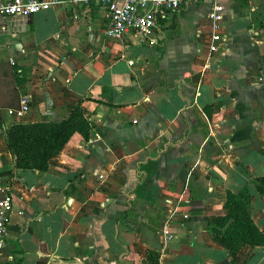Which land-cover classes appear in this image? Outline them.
Listing matches in <instances>:
<instances>
[{
	"label": "crops",
	"instance_id": "crops-1",
	"mask_svg": "<svg viewBox=\"0 0 264 264\" xmlns=\"http://www.w3.org/2000/svg\"><path fill=\"white\" fill-rule=\"evenodd\" d=\"M103 27L92 1L0 18V62L23 67L28 103L0 106L2 127L60 119L77 101L92 122L43 170L14 166L0 131L12 194L0 264H148V250L157 264H264V244L230 254L211 231L226 191L245 186L264 232V0H184L154 44Z\"/></svg>",
	"mask_w": 264,
	"mask_h": 264
},
{
	"label": "trees",
	"instance_id": "trees-1",
	"mask_svg": "<svg viewBox=\"0 0 264 264\" xmlns=\"http://www.w3.org/2000/svg\"><path fill=\"white\" fill-rule=\"evenodd\" d=\"M23 67L10 62H0V80L11 82V95L0 100V106L16 108L19 96L16 85L25 81ZM0 95L4 94L1 90ZM1 122V119H0ZM92 122L82 113L80 103L75 102L68 113L56 120L11 121L2 127L5 145L13 158V165L22 169L46 167L47 160L54 155L73 132L86 138ZM255 189L264 195V173L256 176ZM248 193L243 186L236 192L226 191L222 203L223 214L216 216L211 226L212 237L233 254L242 244H264V232L252 221L247 208ZM157 253L147 251L148 264H157Z\"/></svg>",
	"mask_w": 264,
	"mask_h": 264
},
{
	"label": "built area",
	"instance_id": "built-area-1",
	"mask_svg": "<svg viewBox=\"0 0 264 264\" xmlns=\"http://www.w3.org/2000/svg\"><path fill=\"white\" fill-rule=\"evenodd\" d=\"M58 0H0V18L6 15L28 16L44 9L50 3ZM98 3L102 8L104 21L103 33L110 38H119L125 32H135L141 40L147 44H154L156 36L154 30L158 27L159 19L169 12L177 10L184 0H80ZM206 18L210 24V40L221 41L224 37L219 32L221 13L215 1H212L210 9L206 12ZM213 49V45H209ZM8 112L22 113L28 109L26 97L19 96L16 108H6ZM0 131L2 125L0 124ZM12 209V194L10 186L5 178L0 177V261L9 258L4 254V235L7 220Z\"/></svg>",
	"mask_w": 264,
	"mask_h": 264
},
{
	"label": "rangeland",
	"instance_id": "rangeland-1",
	"mask_svg": "<svg viewBox=\"0 0 264 264\" xmlns=\"http://www.w3.org/2000/svg\"><path fill=\"white\" fill-rule=\"evenodd\" d=\"M0 83H2V86H1V90H4V94L1 96L0 95V100H4L5 98H3L4 96H10L11 95V82H7V81H1L0 80Z\"/></svg>",
	"mask_w": 264,
	"mask_h": 264
}]
</instances>
